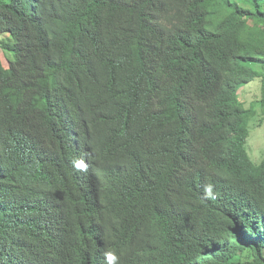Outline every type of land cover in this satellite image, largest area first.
Masks as SVG:
<instances>
[{"label":"trees","instance_id":"16d2710c","mask_svg":"<svg viewBox=\"0 0 264 264\" xmlns=\"http://www.w3.org/2000/svg\"><path fill=\"white\" fill-rule=\"evenodd\" d=\"M0 47V264H264V0H0Z\"/></svg>","mask_w":264,"mask_h":264},{"label":"clouds","instance_id":"9594fccd","mask_svg":"<svg viewBox=\"0 0 264 264\" xmlns=\"http://www.w3.org/2000/svg\"><path fill=\"white\" fill-rule=\"evenodd\" d=\"M7 61L8 63H10L9 59ZM8 65L9 64H7L6 66ZM166 121H167V125H172L175 123L174 121L168 118H166ZM2 123L0 122V124ZM86 126H87V135H88V141H89V146H90V152L88 154H83V155H74V152L68 151V165H69V173L76 179L78 185L81 188H82V183L86 177V174H88L90 178L88 189H93L94 188V174L96 173L98 169L97 151H99L100 149L104 147L103 142H102L103 139L101 135L103 122L100 117V114L98 113L96 109H92V113L86 123ZM80 136L81 135H80L79 125H78L77 113H76V110H73L66 117V137H68V139L70 140L75 141V140H78ZM67 144L69 143L67 142ZM101 152L102 150H100V153ZM94 168H95V173H94ZM90 172H92L93 174H90ZM59 214L65 215L66 212H59ZM58 240H65V237H60ZM83 254L85 255V258L88 259L89 264H100L101 263V261H95L93 258H91L87 253V249L85 250V252H83ZM115 256H116L115 252L106 251L104 259H103V264H117L116 262L117 259H115Z\"/></svg>","mask_w":264,"mask_h":264},{"label":"rangeland","instance_id":"374dc122","mask_svg":"<svg viewBox=\"0 0 264 264\" xmlns=\"http://www.w3.org/2000/svg\"><path fill=\"white\" fill-rule=\"evenodd\" d=\"M0 59L6 66L8 63V56L3 53L0 47ZM261 93V83L259 79L251 81L239 89V100L244 103L246 107L255 106L256 115L250 122V135L248 138V149L253 161L260 163L264 159V114L258 99Z\"/></svg>","mask_w":264,"mask_h":264},{"label":"bare ground","instance_id":"6f19581e","mask_svg":"<svg viewBox=\"0 0 264 264\" xmlns=\"http://www.w3.org/2000/svg\"><path fill=\"white\" fill-rule=\"evenodd\" d=\"M240 160H241V159H240ZM129 204H130V203H129ZM129 212H130V211H129ZM113 247H114V246H113ZM115 248H116V247H115ZM112 249H113V248H112ZM112 249H111V250H112ZM118 249H119V248H118ZM121 249H122V248H120V250H121Z\"/></svg>","mask_w":264,"mask_h":264}]
</instances>
